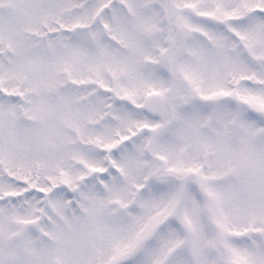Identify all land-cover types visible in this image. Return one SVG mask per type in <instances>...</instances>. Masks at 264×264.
<instances>
[{"label":"snow or ice","instance_id":"6c2138e0","mask_svg":"<svg viewBox=\"0 0 264 264\" xmlns=\"http://www.w3.org/2000/svg\"><path fill=\"white\" fill-rule=\"evenodd\" d=\"M0 264H264V0H0Z\"/></svg>","mask_w":264,"mask_h":264}]
</instances>
